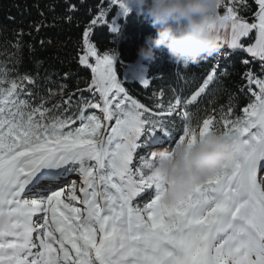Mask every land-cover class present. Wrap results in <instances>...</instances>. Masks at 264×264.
<instances>
[{"label": "snow or ice", "instance_id": "snow-or-ice-1", "mask_svg": "<svg viewBox=\"0 0 264 264\" xmlns=\"http://www.w3.org/2000/svg\"><path fill=\"white\" fill-rule=\"evenodd\" d=\"M256 3L253 23L229 7L222 32L230 47L243 48L240 38L255 29L256 42L246 51L264 60V0ZM112 5L128 12L123 0H110ZM105 15L102 10L97 19ZM90 31L80 63L91 68L89 88L95 86L102 103L82 101L75 116H51L43 104L32 107L20 98L22 83L0 76V85L8 84L0 87V209L13 216L11 227L0 229V264H264V79L246 73L254 100L242 115L231 118L229 108L219 121L209 115L193 124L189 106L214 81L215 69L189 99L177 97L153 111L128 94L117 78L115 55L97 54ZM23 81L33 83L27 76ZM141 84L147 88L149 80L141 78ZM86 108L99 109L103 122ZM176 120L182 121L179 129ZM218 122L244 137L245 150L231 167L216 170L175 202L164 201L154 187L153 198L134 204L153 188L156 153L134 164L138 150L194 141L197 129L203 133ZM73 174L79 181H69ZM38 214L42 223L34 219Z\"/></svg>", "mask_w": 264, "mask_h": 264}, {"label": "trees", "instance_id": "trees-1", "mask_svg": "<svg viewBox=\"0 0 264 264\" xmlns=\"http://www.w3.org/2000/svg\"><path fill=\"white\" fill-rule=\"evenodd\" d=\"M109 3L110 0H0V69L3 70L0 76L6 74L8 81L15 79L22 83L24 91L20 98L28 100L32 107L43 104L51 116H75L82 101L102 103L95 86L89 88L91 68L80 63L86 52L84 34L91 28L88 42L99 55L105 52L115 55L117 78L133 99L153 111H157V104L167 106L177 97L189 99L213 69L217 73L214 81L189 106L194 113L193 124L201 123L209 115L219 121L229 108L231 118L235 119L254 100L246 73L264 79V60L246 51L256 42L255 29L240 38L243 48L230 47L222 32L224 46L220 55L184 68L169 60L166 48L158 49L154 59L139 57L138 49L147 37L156 35V28L135 9L125 14L118 5L109 7ZM229 7L246 22L256 21L259 11L256 0H224L219 9L221 15ZM102 10H106V15L102 20L97 19ZM94 19H97L95 25ZM89 63L94 65L95 58L90 56ZM136 63L141 78L149 80L147 88L129 73ZM25 76L33 83L22 82ZM7 86V83L0 85ZM251 88L258 91L255 85ZM85 113H94L103 122L99 109L86 108ZM114 123L115 119L110 121V125ZM74 126L79 127L80 122L77 120ZM176 126L181 128L182 121L176 120ZM216 127L223 129V124L218 122ZM163 148L138 150L134 163L141 155Z\"/></svg>", "mask_w": 264, "mask_h": 264}, {"label": "clouds", "instance_id": "clouds-1", "mask_svg": "<svg viewBox=\"0 0 264 264\" xmlns=\"http://www.w3.org/2000/svg\"><path fill=\"white\" fill-rule=\"evenodd\" d=\"M128 12L135 9L156 28L146 38L138 56L151 60L156 51L166 48L169 60L187 68L220 55L223 49L219 11L224 0H123ZM245 150L244 137L214 127L196 131L195 140L177 142L170 149L156 151L150 171L153 186L166 202H175L195 184L222 167H231ZM13 216L0 209V229L11 227Z\"/></svg>", "mask_w": 264, "mask_h": 264}, {"label": "rangeland", "instance_id": "rangeland-1", "mask_svg": "<svg viewBox=\"0 0 264 264\" xmlns=\"http://www.w3.org/2000/svg\"><path fill=\"white\" fill-rule=\"evenodd\" d=\"M137 67H138V64L136 63V64H134V65H132L130 68H129V73H131L134 77H137V78H139L140 80H141V78H140V76H139V73L136 71L137 70ZM167 146V148L169 147L168 145H166ZM137 160V159H136ZM73 177V178H72ZM76 178V179H75ZM77 180V181H79V176H78V174H73V175H71L70 177H69V181H71V180ZM148 192H150L151 190H147ZM155 194V193H154ZM146 197H148V198H150L149 197V195L148 194H146L145 195ZM135 201V200H134ZM136 202V201H135ZM137 206H141L142 207V202L141 201H139L138 202V205Z\"/></svg>", "mask_w": 264, "mask_h": 264}]
</instances>
